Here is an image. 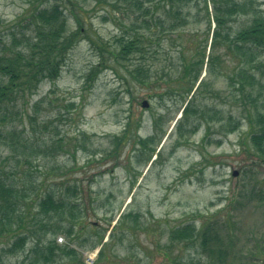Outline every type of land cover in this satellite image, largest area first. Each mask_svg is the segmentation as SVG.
<instances>
[{"label": "rangeland", "instance_id": "obj_1", "mask_svg": "<svg viewBox=\"0 0 264 264\" xmlns=\"http://www.w3.org/2000/svg\"><path fill=\"white\" fill-rule=\"evenodd\" d=\"M31 1L0 0L2 41L8 43L11 31L23 30V19L34 7L54 3ZM71 1L56 0L69 30L75 28L72 8L101 51L87 38L80 39L58 78L41 82L25 108L18 106L24 115L0 119V176L14 179L26 194L19 202L25 213L23 228L0 231V264H34L32 243L49 239L42 235L41 222L35 231L31 221L46 192L66 197L75 206L77 219L66 222L67 227L73 225L72 235L56 234L55 241L62 251L74 249L82 264H212L198 246L170 240L184 225L198 229L208 220L222 225L220 234L228 245L223 264H264V197L253 194V188L264 189V161L249 142L256 131L253 120L264 115V56L251 70L256 83L243 92L232 78L237 62L223 46L213 54L222 55L224 67L213 74L205 64L200 75L204 83L197 92L196 85L188 96L183 90H167L169 77L154 70L179 62L180 48L184 58L192 59L207 29L205 1L192 0L183 10L188 23L180 28L181 36L160 35L151 84L141 85L128 71L135 63L115 61L110 55L129 33L123 26L128 11L116 9L122 8L119 0ZM253 7L264 15V0H253ZM208 8L213 13L210 1ZM250 14L234 15L227 31L246 27ZM210 25L213 29V22ZM211 35L210 30L208 43ZM99 53L110 66L87 84ZM188 100L202 116L181 117ZM182 118L186 122L180 128ZM14 126L19 136L12 139ZM57 222L43 223L51 231ZM20 235L29 241L12 254L4 253ZM56 253L61 258L56 256L53 264L69 263L59 250Z\"/></svg>", "mask_w": 264, "mask_h": 264}, {"label": "trees", "instance_id": "obj_2", "mask_svg": "<svg viewBox=\"0 0 264 264\" xmlns=\"http://www.w3.org/2000/svg\"><path fill=\"white\" fill-rule=\"evenodd\" d=\"M40 1L33 0L31 2L42 3ZM53 1V4L47 3L42 8L34 7V10L23 19L27 20L23 30L11 31L8 34V43L2 41L0 33V119L2 121H13L18 116L24 115L23 109L18 106L21 105L25 108L28 102L27 98L36 91L41 82L54 81L58 78L68 52L80 39L87 38L101 51L97 43L90 39L87 33L89 28H85L79 14L72 8L69 10L75 24V28L69 30L67 16L56 0ZM67 1L72 3L71 0ZM191 1L119 0L118 3L122 8L116 7V9L121 12L122 10L128 11L129 21L123 26L129 29V33L118 40V49L110 51V55L115 61L120 59L130 65L135 63V69L128 71L130 77L139 81V84H151L152 76L150 74L153 71L154 61L158 59V57L154 58V54H157L158 51L155 48L160 46V35L176 34L181 36L180 28L188 23V14L183 10L188 9ZM204 1L207 29L202 42L199 43L201 46L198 44L194 47L192 59L184 58L180 48L177 50L179 62L169 61V66L164 64L154 71L156 74H161V77H169L166 80L168 82L167 90H183L188 96L195 85H197L195 92L203 85L204 79H200V75L205 64L210 73L221 72L217 71V68L224 67L225 61L220 60L222 55L213 54V52L223 46L225 54H231L230 60L234 59L237 62L236 67L232 70L234 73L232 78L238 80L239 90L243 92L245 88L256 83L254 82L256 75L251 70L260 65L257 60L261 55L264 56V15L254 10L253 0ZM208 1L213 3V13L209 12ZM160 8L162 12L159 13ZM245 13L246 15L251 13L249 24L233 34L227 31L230 28L232 17ZM211 22L214 24L213 29H210ZM210 30L212 35L210 43H208ZM207 47L208 54H206ZM99 58V62L89 70L86 76L87 84L92 82L103 69L110 66L103 54L99 53ZM149 60H151L150 64ZM166 66L169 69H164ZM230 80L232 82L231 78ZM191 107V100H188L182 110L181 117L198 115L199 118L202 116ZM8 114H10L9 119L7 118ZM25 116L29 117L26 114ZM185 122L186 119L182 118L178 127H183ZM253 125L256 127V131L250 134L249 142L255 155L264 161V115L258 114L253 120ZM16 130L17 127L14 126L9 132L12 139L19 136ZM119 142L120 140L117 144ZM21 187L14 179L7 180L3 175L0 176V231L7 229L12 232L25 225V213L22 212L19 202L20 198L26 194L25 189ZM253 194L264 197V189L261 188L257 191L253 188ZM37 207L38 212L31 221L35 225V231L38 230L41 222L42 235L45 237L48 234L49 239L44 238L36 241L35 244L32 243L31 254L34 258L32 263L53 264L56 256L61 258L56 253L59 250L68 259L69 263L67 264H82L80 260L76 259L78 253L74 249L66 248L62 251L55 241L56 234H64L67 237L72 235L73 225L70 227L66 225L67 221L72 223L77 219L72 213L75 206L71 200L57 196L53 192H46L38 201ZM39 215L42 216L40 220H38ZM52 220L58 222L53 223V229L50 231V225L43 222ZM221 227V223L214 220H208L198 229L192 224H186L172 232L170 240L185 242L189 246H198L201 252L210 258L212 264L216 263V259L218 264H223L227 259L228 253L225 248L228 245L224 243L220 234ZM28 241L27 235L17 236L14 243L3 252L12 254Z\"/></svg>", "mask_w": 264, "mask_h": 264}, {"label": "water", "instance_id": "obj_3", "mask_svg": "<svg viewBox=\"0 0 264 264\" xmlns=\"http://www.w3.org/2000/svg\"><path fill=\"white\" fill-rule=\"evenodd\" d=\"M145 106H147V103H146V101H145V102H143V107H145ZM234 174H236V173H234Z\"/></svg>", "mask_w": 264, "mask_h": 264}]
</instances>
